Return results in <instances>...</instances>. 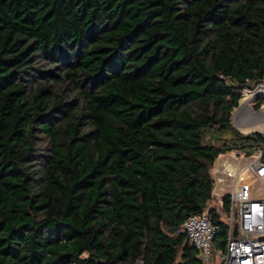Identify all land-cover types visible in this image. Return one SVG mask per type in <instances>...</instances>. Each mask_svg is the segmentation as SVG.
Masks as SVG:
<instances>
[{
	"label": "trees",
	"instance_id": "1",
	"mask_svg": "<svg viewBox=\"0 0 264 264\" xmlns=\"http://www.w3.org/2000/svg\"><path fill=\"white\" fill-rule=\"evenodd\" d=\"M263 81L264 0H0V264H202L180 228L264 148L231 121Z\"/></svg>",
	"mask_w": 264,
	"mask_h": 264
},
{
	"label": "built area",
	"instance_id": "2",
	"mask_svg": "<svg viewBox=\"0 0 264 264\" xmlns=\"http://www.w3.org/2000/svg\"><path fill=\"white\" fill-rule=\"evenodd\" d=\"M262 95L264 84L245 88L243 105ZM210 174L211 200L217 202V213L227 228L224 249L213 246L220 229L209 210L188 217L180 230L198 250L202 264H264V148L221 153ZM235 224L237 234L233 235Z\"/></svg>",
	"mask_w": 264,
	"mask_h": 264
},
{
	"label": "rangeland",
	"instance_id": "3",
	"mask_svg": "<svg viewBox=\"0 0 264 264\" xmlns=\"http://www.w3.org/2000/svg\"><path fill=\"white\" fill-rule=\"evenodd\" d=\"M260 84H264V81ZM246 99H241L238 108H236L232 115V125L240 133L250 134L253 132L264 131V96H260V101L249 102L247 105H243ZM256 104H260L256 108ZM263 113V114H262ZM229 138V135H224ZM217 210L218 205L216 201L211 200L208 205V210Z\"/></svg>",
	"mask_w": 264,
	"mask_h": 264
},
{
	"label": "water",
	"instance_id": "4",
	"mask_svg": "<svg viewBox=\"0 0 264 264\" xmlns=\"http://www.w3.org/2000/svg\"><path fill=\"white\" fill-rule=\"evenodd\" d=\"M263 138H264V133H261ZM237 234V225L235 224L234 227H233V235H236Z\"/></svg>",
	"mask_w": 264,
	"mask_h": 264
},
{
	"label": "crops",
	"instance_id": "5",
	"mask_svg": "<svg viewBox=\"0 0 264 264\" xmlns=\"http://www.w3.org/2000/svg\"><path fill=\"white\" fill-rule=\"evenodd\" d=\"M256 132V131H255ZM261 133H264V131L263 132H261Z\"/></svg>",
	"mask_w": 264,
	"mask_h": 264
},
{
	"label": "bare ground",
	"instance_id": "6",
	"mask_svg": "<svg viewBox=\"0 0 264 264\" xmlns=\"http://www.w3.org/2000/svg\"><path fill=\"white\" fill-rule=\"evenodd\" d=\"M263 114V113H262Z\"/></svg>",
	"mask_w": 264,
	"mask_h": 264
}]
</instances>
